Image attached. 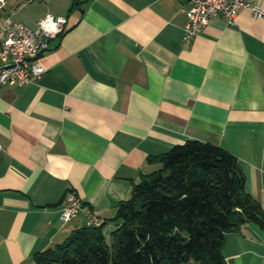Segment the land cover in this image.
<instances>
[{"label": "crops", "instance_id": "obj_1", "mask_svg": "<svg viewBox=\"0 0 264 264\" xmlns=\"http://www.w3.org/2000/svg\"><path fill=\"white\" fill-rule=\"evenodd\" d=\"M36 1L15 20L67 21L40 54L43 74L0 88V264H33L87 224L84 210L61 220L70 190L108 234L156 156L189 138L234 154L264 210V18L216 15L185 42L188 0ZM5 2L0 22L21 10ZM222 251L227 264H264V228L243 223Z\"/></svg>", "mask_w": 264, "mask_h": 264}, {"label": "trees", "instance_id": "obj_2", "mask_svg": "<svg viewBox=\"0 0 264 264\" xmlns=\"http://www.w3.org/2000/svg\"><path fill=\"white\" fill-rule=\"evenodd\" d=\"M156 159L160 166L117 203L108 234L106 219L87 223L35 252L33 264H227V232L248 221L264 228V210L224 147L189 138Z\"/></svg>", "mask_w": 264, "mask_h": 264}, {"label": "built area", "instance_id": "obj_3", "mask_svg": "<svg viewBox=\"0 0 264 264\" xmlns=\"http://www.w3.org/2000/svg\"><path fill=\"white\" fill-rule=\"evenodd\" d=\"M4 0H0V8ZM241 8L250 10L255 18H264V6L253 0H188L186 21L182 38L191 40L204 28L209 19L216 15L227 17L234 22ZM64 15L47 13L35 26L24 20L5 17L0 22V88L4 85H28L39 78L45 71L40 61L41 52L48 46L49 40L60 34L66 24ZM60 218L63 222L71 220L84 210L87 223H102L93 210L85 207L81 197L74 191H67L62 198Z\"/></svg>", "mask_w": 264, "mask_h": 264}, {"label": "rangeland", "instance_id": "obj_4", "mask_svg": "<svg viewBox=\"0 0 264 264\" xmlns=\"http://www.w3.org/2000/svg\"><path fill=\"white\" fill-rule=\"evenodd\" d=\"M38 1H40V0H37L36 2H38ZM24 2H25V0H14L13 4L15 6H17L18 9L20 7L21 10L19 9L20 11L16 15H12L11 16L12 18H14V19H22V18H19L20 17V13H26V12H29L30 10H32L31 5L22 6ZM4 3H6L5 0H4ZM6 8H8V4L6 5Z\"/></svg>", "mask_w": 264, "mask_h": 264}, {"label": "bare ground", "instance_id": "obj_5", "mask_svg": "<svg viewBox=\"0 0 264 264\" xmlns=\"http://www.w3.org/2000/svg\"><path fill=\"white\" fill-rule=\"evenodd\" d=\"M91 224H94V225H99L100 223H91Z\"/></svg>", "mask_w": 264, "mask_h": 264}]
</instances>
